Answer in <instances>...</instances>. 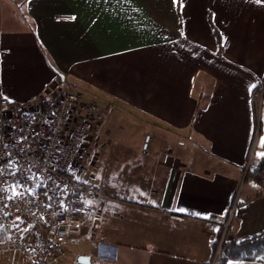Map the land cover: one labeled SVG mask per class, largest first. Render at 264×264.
Returning a JSON list of instances; mask_svg holds the SVG:
<instances>
[{
    "label": "crops",
    "instance_id": "crops-1",
    "mask_svg": "<svg viewBox=\"0 0 264 264\" xmlns=\"http://www.w3.org/2000/svg\"><path fill=\"white\" fill-rule=\"evenodd\" d=\"M263 77L264 0H0V98L69 86L103 110L73 168L107 196L101 244L64 252L89 264H210L202 222L233 204L228 238L264 228V192L244 181Z\"/></svg>",
    "mask_w": 264,
    "mask_h": 264
},
{
    "label": "built area",
    "instance_id": "built-area-1",
    "mask_svg": "<svg viewBox=\"0 0 264 264\" xmlns=\"http://www.w3.org/2000/svg\"><path fill=\"white\" fill-rule=\"evenodd\" d=\"M102 119L101 107L69 86L54 85L22 105L0 98V254L11 251L12 264H55L78 239L101 244L94 231L107 196L73 168ZM256 140L257 132L250 158ZM233 207L225 219L211 214L202 222L214 243L210 264L223 261Z\"/></svg>",
    "mask_w": 264,
    "mask_h": 264
},
{
    "label": "trees",
    "instance_id": "trees-1",
    "mask_svg": "<svg viewBox=\"0 0 264 264\" xmlns=\"http://www.w3.org/2000/svg\"><path fill=\"white\" fill-rule=\"evenodd\" d=\"M217 41H219L217 37ZM50 65V63H49ZM50 67H52L50 65ZM53 68V67H52ZM264 77L257 82L251 91L252 110L255 115L257 111V98L261 95L260 116L257 140L259 141L260 155L259 158L248 164L245 170L244 181L251 182L259 186L264 192ZM214 251V243L212 244V253ZM222 251L224 258L221 264H225L227 260H256L264 263V228L260 231L244 235L239 238L226 237L222 242Z\"/></svg>",
    "mask_w": 264,
    "mask_h": 264
},
{
    "label": "rangeland",
    "instance_id": "rangeland-1",
    "mask_svg": "<svg viewBox=\"0 0 264 264\" xmlns=\"http://www.w3.org/2000/svg\"><path fill=\"white\" fill-rule=\"evenodd\" d=\"M260 95L259 97L257 98V109H258V105H260ZM257 123V121H256ZM143 144L144 142L141 143L140 146L138 147H132V148H129V147H124L127 149V154L128 155H131L133 159H137L138 157H141V150L143 149ZM252 146V144H251ZM259 147V141L256 140L255 142V149L253 150L252 152V158H255L257 156V148ZM145 151L146 153V150H143V152ZM246 160H248V158L246 157ZM76 163V162H75ZM94 240L95 241H98L100 239L96 237H94ZM86 244L84 245H81L82 247L81 248H85ZM81 252H86L85 250H81ZM77 253H80V251L78 249H76V247L72 250H69L68 252H66L59 260V264H75L74 262L76 261L75 258H76V254ZM15 261V257L13 255V253L11 251H5L3 253L0 254V264H12V262ZM20 264H28L27 262H21Z\"/></svg>",
    "mask_w": 264,
    "mask_h": 264
},
{
    "label": "water",
    "instance_id": "water-1",
    "mask_svg": "<svg viewBox=\"0 0 264 264\" xmlns=\"http://www.w3.org/2000/svg\"><path fill=\"white\" fill-rule=\"evenodd\" d=\"M263 89H264V84H263L262 90ZM261 95H262V92L260 93V100H261ZM257 131H258V129H257ZM76 261L79 264H89L90 256H88V255H79V256H77Z\"/></svg>",
    "mask_w": 264,
    "mask_h": 264
},
{
    "label": "snow or ice",
    "instance_id": "snow-or-ice-1",
    "mask_svg": "<svg viewBox=\"0 0 264 264\" xmlns=\"http://www.w3.org/2000/svg\"><path fill=\"white\" fill-rule=\"evenodd\" d=\"M261 2V0H257V3H260Z\"/></svg>",
    "mask_w": 264,
    "mask_h": 264
}]
</instances>
